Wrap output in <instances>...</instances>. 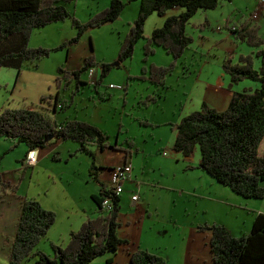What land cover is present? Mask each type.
Here are the masks:
<instances>
[{
  "label": "rangeland",
  "instance_id": "obj_1",
  "mask_svg": "<svg viewBox=\"0 0 264 264\" xmlns=\"http://www.w3.org/2000/svg\"><path fill=\"white\" fill-rule=\"evenodd\" d=\"M121 1L123 5L115 19L84 29L77 40L67 46V50L66 47L56 48L45 58L59 56L60 64L70 70L77 68L88 54L109 64V70L97 86L100 91L104 90V98H99L96 89L84 81L79 83L80 87L75 92H71L70 88L62 90L67 105L64 110H58L53 118L60 120L76 116L78 119L86 118L97 122L107 133L109 143L115 140L117 147L106 146L99 149L91 142L87 145L91 152L88 153L74 148L77 146L74 140L66 139L57 144L60 157L54 158L53 153L48 150L52 141L47 140L40 147V151L46 153L39 157L35 165L19 171L17 179L12 171L8 173L12 180H17L12 183L15 187L14 195L18 198L33 197L42 207L54 211V222L46 229L47 236H41L35 244L36 248L50 254L49 242L63 246L70 230L77 229L85 218L97 214V210L92 209L88 195L89 189L96 190L95 181L86 175L91 160L94 164L92 169L99 173L100 180L109 183L110 168L122 162L120 147L127 146L125 138H129L133 141V147H137L135 151L132 149L133 155L130 156L136 177L121 182L123 200L119 202L117 214V220H121V224L116 226V231L126 241L118 247L125 246L129 251L145 248L160 255L165 264H211L209 229L197 228L198 225L215 222L224 224L234 234L243 232L249 227L248 219L252 216L249 208H260L258 211L264 212V194L261 197L242 196L200 170L197 166V145H194L189 155L179 153L175 157L171 150V126L181 115L199 108L202 100L218 110L225 107L214 104L209 99L214 96L216 88L222 92L226 90V78L227 84L229 83L228 73L221 66L224 57L233 63L239 62V54H249L252 66H258L259 55L255 54V50L263 43L248 44L234 34H227L225 28H216V24L224 16L235 23L250 19L249 23L255 26L257 36L264 38V0H219L213 7L197 8L184 25L185 32L191 39L165 74L164 84L168 86V90L164 92V86L158 85L154 91L158 100H148L145 101L146 104L145 95L153 93L155 87L147 79L130 77L129 83L125 84L126 92L108 87L107 83L119 82L122 85L127 74L140 73L142 64L166 65L173 60V56L159 45L152 46L153 52L142 60L141 46L145 37L142 32V36L133 44L131 55L121 62L116 60L118 42L127 31L128 23L135 17L138 7V0ZM257 1L260 5L256 9L257 14L254 18H249V12ZM107 4L108 0H73L67 7L74 17L84 21ZM169 9L177 12L176 8L170 7L164 10L165 13ZM172 12L167 15L175 14ZM160 15L153 11L146 16L143 22L145 32H149L148 28L153 24L152 18ZM205 16L210 17L208 24L203 21ZM199 21L204 24L201 25ZM74 33L75 27L70 24L69 18H64L33 28L28 44L47 46L42 44H52L54 38L60 36L67 39ZM225 36L228 40L222 39ZM115 61L118 63L114 64ZM24 67L26 66H21L23 69ZM99 69L98 65L92 66V80L98 75ZM220 74L224 75L223 86V83H216ZM6 78L10 94L0 88V96L9 95L14 101H20V80H13V77L8 79V76ZM254 82L255 80L243 77L231 84L234 89L241 90L253 88L254 85L250 83ZM54 88L52 79L46 92L52 93ZM70 94L72 100L68 102ZM35 96L36 93L27 94L26 103L33 105L38 99ZM178 100H181V106ZM163 150L166 154L161 153ZM185 164L193 168L182 169ZM22 172L23 177L18 179ZM138 180L141 183H137ZM158 181L171 187L158 188ZM197 192L211 198L205 199L204 195L200 197ZM131 194H136L137 197L133 201ZM130 212L133 216L126 223V215ZM147 213L149 216H144ZM181 218L186 225L194 226L193 232L180 225ZM174 219L179 225L172 223ZM48 238L53 240L49 241ZM123 251L122 253L117 248L115 254H98L88 264H128V254L124 249ZM108 255H111L112 260L107 259ZM34 259L35 256L26 255L18 264H33ZM6 263L7 257L5 259L2 256L0 248V264Z\"/></svg>",
  "mask_w": 264,
  "mask_h": 264
},
{
  "label": "trees",
  "instance_id": "obj_2",
  "mask_svg": "<svg viewBox=\"0 0 264 264\" xmlns=\"http://www.w3.org/2000/svg\"><path fill=\"white\" fill-rule=\"evenodd\" d=\"M72 1L0 0V66H13L16 74L21 66L32 67L37 59L48 55L51 50L67 48L84 29L115 19L123 5L121 0H108L107 6L95 11L86 20L79 21L67 7ZM218 1L138 0L136 15L128 23L127 31L118 42L116 60L120 61L131 55L134 42L142 36L144 19L150 12L162 14L165 9L176 5L182 9L176 14L165 16L162 23L154 26L144 37L141 46L142 60L153 52V44L163 47L173 56V60L166 65L142 64L139 74L127 76L147 79L155 85L163 84L165 74L191 39L184 28L188 17L197 8L213 7ZM64 18H69L70 24L75 27L72 36L54 46L28 44L33 28ZM203 21L206 22V19ZM249 21L234 23L233 34L248 44L263 43L255 50V54L259 55L258 66H252L249 54H239V62L233 63L224 57L221 66L228 73V84L247 77L255 80L257 85L253 88L231 90L223 109L218 110L201 102L199 108L181 115L175 123L172 147L187 155L197 145L198 167L242 196L261 197L264 194V38L257 36L255 26ZM94 65L100 68L91 85L95 88L110 66L106 61L94 59L91 54L83 57L81 64L75 69L66 70L57 65L58 74L53 78L54 87L56 90L58 87L65 89L72 80L76 88L79 83L84 82L79 75L86 74L88 68ZM97 95L104 98L102 91H97ZM50 96V93L39 95L38 101L33 105L20 104L0 108V136L13 139L9 148L15 141L23 142L27 150L41 147L46 142L44 137L49 134L72 139L77 143V150L88 153H91L87 147L90 142H94L99 149L107 144L115 146L107 143V134L103 130L86 120H55L52 112L56 109V102L59 101L63 107L67 102L63 98L59 99L57 92L53 98ZM156 97L154 93H147L144 104L148 100L154 102ZM125 141L127 145H131V139L125 138ZM93 166L91 160L90 167ZM5 186L11 190L15 188L9 181H1L0 187ZM105 197L109 200V208L101 205ZM118 197L109 188L100 187L97 194L91 195L97 214L85 218L77 229L70 230L63 246L50 242V254L36 248L35 244L53 222L54 211L42 207L33 197L19 198L6 264H18L26 255L35 256L33 264H88L94 256L114 250L126 241L115 232L118 225ZM249 211L252 213L249 227L238 234L231 233L221 223L198 225V228L209 229L212 264H264V212L251 208ZM125 251L128 254V264H165L160 255L145 248H134L130 251L126 248Z\"/></svg>",
  "mask_w": 264,
  "mask_h": 264
},
{
  "label": "crops",
  "instance_id": "obj_3",
  "mask_svg": "<svg viewBox=\"0 0 264 264\" xmlns=\"http://www.w3.org/2000/svg\"><path fill=\"white\" fill-rule=\"evenodd\" d=\"M257 4H258V1L255 3L254 7L257 6ZM172 7L176 8L177 12H172V10L169 9L167 13L172 12V13L176 14V13H178L181 10V7L178 6V5L172 6ZM253 9L254 8H252L251 11ZM250 12H249V16H250ZM167 13H165V11H164V13L161 14L160 16L152 18L153 19V24H152V26H150V28H148L149 32H145L146 27L144 25V29L142 30L143 34L145 33L144 36H147L150 33V31H151L150 29H152L154 26H159L162 23L164 17L167 15ZM205 18H206V22L205 23L208 24L209 21H210V17L205 16ZM247 21H248V19H247ZM199 23H200V21H199ZM201 23L204 24V22H201ZM231 23H235V22L228 20V18L224 16L223 18H221L220 23L216 24V28L221 29V27H223V28H225L228 31L227 34H231V32L228 30V26ZM146 33H148V34H146ZM60 37H63V36H60ZM60 37L54 38L52 44H47L46 43V44H42V45H47V46L48 45H50V46L51 45H56V44L60 43L61 41L65 40V38H60ZM222 39H224V40L227 39L228 40V37L225 36ZM152 46L155 47V46H159V45L153 44ZM66 50H67V48H66ZM154 51H155V49H154ZM46 56H48V55H46ZM46 56L37 59L36 62H35V65L32 66V67H24V69L20 67L17 74H16V68L13 67V66H0V75H2V78H0V88H4L6 90V92H8V94H10V90L7 91V89H8L7 81L8 80H7L6 77L8 76V79H9V77L10 78L13 77V80H15V79H19L20 80V85L18 87V89L20 90V93H19V96H18V98H20V101H18V100L14 101L13 100L14 98H12L9 95H5V96L1 95L0 96L1 97L0 108L6 107V106H12V105H20V104L29 105L25 101V99L27 98V94H29V95L32 94L33 95V93H36L35 97L37 98L41 94H47L48 93L46 91H48V88L50 87V83H51L52 79L54 78V76L56 74H58V72L56 71V66L57 65H61L66 70H70V68L65 67L63 64H60V61H59L60 57L59 56L58 57L57 56L53 57V59H45ZM119 62H121V60ZM117 63H118V61H117ZM2 69H3V71H2ZM1 72H3V73L1 74ZM4 73H5V75H3ZM93 74H94V70H92L91 77H92ZM127 75H135V74H127ZM97 76H95V78ZM69 77L71 79H73L71 76H69ZM79 78L83 79L91 87L92 82L87 79L85 73L84 74H80ZM128 80H129V77L126 76L125 79H124V83L122 84V88H117V89H120V90L123 89L124 92H126L127 88H126L125 84L129 83ZM101 81H102V79H101ZM224 81H225L224 75L223 76H222V74L218 75L216 83L217 84H222L223 83L222 84V86H223L225 84ZM108 83H111V81H109ZM112 83H119V82H112ZM164 83H165V80H164ZM164 83L163 84H158V85L164 86V92H166L168 90V86L166 84H164ZM14 84H13V86H14ZM250 84L254 85V87L257 85L256 81L254 83H250ZM158 85L154 84L155 87L152 90L153 93H154L155 89H157ZM247 85H249V84H247ZM97 86L98 85H96V87L93 88V89H96V92L100 91ZM226 86H227V88H226V90L224 92H222L221 89L216 88L214 90V92H213L214 96L209 98L210 101L213 102L214 104H220L222 106H224V105L226 106V104L228 102V99H229V96H230V93H231V90H236V89H234L232 87L231 83L227 84V78H226ZM79 87H80V85H77V87L75 88L74 87V83L71 80L70 84L68 85L67 88H70L71 92H75L76 90H78ZM67 88L62 89V88L58 87L57 90H56V88H54V91L52 93L50 92V95L53 98V96L57 92V95H58L59 99L63 98L65 100H67L65 94L62 92V90H66ZM103 91L104 90H102V92ZM179 92H181V91H179ZM71 94H70V97L68 99V102H71V100H72ZM89 95H90V93H89ZM51 96H50V98H51ZM157 100L158 99L156 97V100L154 102H156ZM37 101H38V99L35 102H37ZM178 101L180 102L179 106H181V104H182L181 100H178ZM202 102L206 103L204 100H202ZM39 103H41V102H39ZM64 109H65V106L63 107L62 104L59 103V101H57L56 102V109H55V111L52 112L53 116L58 110H64ZM73 118H76V116L73 117ZM55 120H57V119H55ZM81 120H86V121L94 124L98 128H100L101 130H103V128H101L97 122H94V121H92L90 119H86V118H83ZM176 122H177V120H175V122L171 126L172 130H173L172 131V141H171V148L172 149L171 150H172L173 155L175 157H176L177 154L180 153L179 151L173 149V147H172V142H173V138H174V135H175V123ZM52 138H53V136L48 139L49 142L52 141V145L48 148V150H49V152L53 153L54 156H52V157L58 158V157H60V155H59L60 153H59V150L57 148V144L62 142V141H64V140H66V139H62V138H58V137H55V139H52ZM106 141H107V143H109V141L107 139H106ZM12 142H13V139H9V138H5V137L0 136V182L6 180V181H9L11 184L13 183V181H17V180H12L11 176L8 174L10 171H12L14 173V175H16L15 178L17 179V175H18L19 171L20 172H21V170L24 171V169L26 167H32L33 165H35L37 163L39 157L45 155V153H46V151H42L41 152L40 151V147L36 148L37 149L36 159H35V161L33 163L28 164V163H26V161L24 159L25 153H26V150H27L26 145L23 142H21V141H19V142L15 141V144L12 145L11 148H9V146L12 144ZM74 143H76V142H74ZM109 144H114L115 146L112 147V146H110L108 144L106 146H110L112 148H116L117 147L115 140H114L113 143H109ZM74 148H76V146H74ZM120 148L122 149V161L127 160V161L130 162V165H131L130 175H129L128 179L129 180H132L133 178L135 179L136 174L134 173V171L132 169V163L130 161V156L133 155L132 152H131L132 149L135 151L137 149V147H133V141L131 140V145H127V146L120 147ZM163 151H165V150H163ZM163 154H166V151ZM189 154H187V155H189ZM187 155H185V156H187ZM198 159H199V157H198ZM198 159H197V161H198ZM187 168H193V167L188 166V164H185V166L182 169H187ZM200 170H202V169L200 168ZM86 175L89 176V177L91 176L92 177V181L93 180L95 181L94 187H95L96 190L89 189L88 190V195H89V198L91 199L92 209L96 211L97 208H96V205H95L94 201L91 198V195L92 194H97L98 189L100 187H102V186L104 188H109L110 182L109 183H104L102 180H100L99 173L95 169H92L90 167V165H89V167H88V169L86 171ZM22 177H23V172H22V176L21 177L18 176V179H21ZM19 181H21V180H19ZM138 182L141 183L140 180H138L137 183ZM263 184H264V182H263ZM170 187L171 186H168V184H163V183L158 181V188H170ZM14 190L15 189L11 190L8 186H5L4 188L0 187V248L2 249V256L5 259L7 257L9 243H10V240H11L13 232H14V227H15V222L14 221L16 220V217H17V214H18V209H19V198L16 195H14ZM121 191H122V189H121ZM121 191L118 193V196H119L118 197V203L123 200V197L121 195ZM197 193H198V195L200 197H203V195H204V194H201L199 192H197ZM204 196H205V199H210L211 198L208 195H204ZM154 207L156 208V206H154ZM253 209L254 210H259L260 208H253ZM145 211H147V210H145ZM91 212H92V210H91ZM148 213H147V215H144V216H146V217L149 216ZM117 214H118V212H117ZM140 215L141 214H139V216ZM131 216H133V213H131V212L126 215V218H125V222L126 223L129 222V219H130ZM182 220H183V218H181L180 225L183 228L188 229L189 231L193 232L194 226L186 225L185 221H182ZM205 220L207 221V218H205ZM250 220H251V217H249V219H248L247 227L250 224ZM117 221H118V225L117 226H119V224H121V220H117ZM53 222H54V220H53ZM53 222H52V224H53ZM172 223H174L175 225H179V222L176 221L175 219L173 220ZM199 223H200V221H199ZM52 224L50 225V227L52 226ZM227 229L230 231L229 228H227ZM115 232H116V235L118 237L122 238V236L120 234H117L118 231H115ZM230 232L234 234V232H232V231H230ZM46 234H47V231H46V233H44V235H46ZM196 237H197V235H196ZM48 239H49V241L53 240V238H48ZM121 246H123V245H121ZM49 247H50V242H49ZM117 248H119L122 251V253H123L124 252L123 249L125 250L127 247H125V246L118 247L117 246L114 250H109V251H106V252H109L111 254H115V253H117ZM38 249H40V248H38ZM107 259L108 260H112L111 255H108ZM211 262H212V260H211Z\"/></svg>",
  "mask_w": 264,
  "mask_h": 264
},
{
  "label": "built area",
  "instance_id": "obj_4",
  "mask_svg": "<svg viewBox=\"0 0 264 264\" xmlns=\"http://www.w3.org/2000/svg\"><path fill=\"white\" fill-rule=\"evenodd\" d=\"M259 7V5L257 4V6L254 7V9L252 10L250 17L254 18L257 14L256 9ZM235 25L234 23L229 24L228 26V30L231 32V34H233ZM91 73H92V67H89L87 72H86V77L89 81H91L93 83L94 80L91 79ZM108 87H114V88H122V85L119 83H108L107 84ZM36 153H37V149L36 148H30L26 151L25 153V161L28 164H31L35 161L36 159ZM162 153H165V151H162ZM130 169H131V165L130 162L127 160L122 161L121 163L111 166L110 168V185H109V189L115 193L118 194L122 187H121V182L125 179L129 178L130 175ZM130 198L132 200L136 199V194H131ZM101 205L103 207L109 208L110 207V203L108 198H103L101 201Z\"/></svg>",
  "mask_w": 264,
  "mask_h": 264
},
{
  "label": "water",
  "instance_id": "obj_5",
  "mask_svg": "<svg viewBox=\"0 0 264 264\" xmlns=\"http://www.w3.org/2000/svg\"><path fill=\"white\" fill-rule=\"evenodd\" d=\"M114 64H117V61H115V62H113ZM52 136H51V134H49V135H47V136H45L44 137V140H48L49 138H51Z\"/></svg>",
  "mask_w": 264,
  "mask_h": 264
}]
</instances>
